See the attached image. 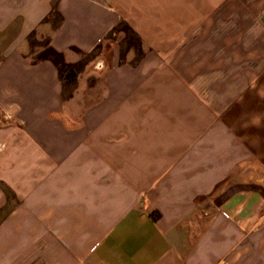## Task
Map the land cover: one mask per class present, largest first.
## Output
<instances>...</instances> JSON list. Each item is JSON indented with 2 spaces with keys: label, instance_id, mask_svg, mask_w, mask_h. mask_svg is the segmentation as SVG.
<instances>
[{
  "label": "crops",
  "instance_id": "0c3cea01",
  "mask_svg": "<svg viewBox=\"0 0 264 264\" xmlns=\"http://www.w3.org/2000/svg\"><path fill=\"white\" fill-rule=\"evenodd\" d=\"M0 145V264H264V0H0Z\"/></svg>",
  "mask_w": 264,
  "mask_h": 264
},
{
  "label": "rangeland",
  "instance_id": "374dc122",
  "mask_svg": "<svg viewBox=\"0 0 264 264\" xmlns=\"http://www.w3.org/2000/svg\"><path fill=\"white\" fill-rule=\"evenodd\" d=\"M114 37H116V35H114ZM43 40L44 39H40V37H38V36H33L32 38H31V53L33 54V56H37L40 52H42L43 51V49H42V47H41V44H43ZM110 48V47H109ZM44 53H47V52H45V51H43ZM104 52H109V50L108 49H104ZM91 58H92V56L91 55H87V56H82V55H79V67H78V69L79 68H82L84 65H86V64H89L88 66H87V70H86V75L84 76H82L81 78H83V81L85 82V83H88V80L90 79V80H92V82H94L96 79H97V77H95L96 76V74L97 73H95L94 71L96 70L95 69V66H96V62H94V61H91ZM97 68V67H96ZM98 69V68H97ZM100 69V68H99ZM62 70H63V68H62ZM65 70H63V72H64ZM81 71V70H80ZM62 72V71H61ZM63 75H64V77L65 78H67V80L68 81H72V79H69L68 77H67V73L66 72H64L63 73ZM87 97V96H86ZM2 147V146H1ZM0 147V148H1Z\"/></svg>",
  "mask_w": 264,
  "mask_h": 264
},
{
  "label": "trees",
  "instance_id": "16d2710c",
  "mask_svg": "<svg viewBox=\"0 0 264 264\" xmlns=\"http://www.w3.org/2000/svg\"><path fill=\"white\" fill-rule=\"evenodd\" d=\"M49 51L52 53V55L54 56V60L56 61V63L58 64V65H60L59 67L60 68H63L62 67V62L60 61V60H57L56 59V57H59V55L55 52V51H53L52 49H49ZM65 71H66V73H67V77L69 78V79H74L75 78V75H76V73H75V70H74V68L72 67V66H68L66 69H65Z\"/></svg>",
  "mask_w": 264,
  "mask_h": 264
},
{
  "label": "built area",
  "instance_id": "2783aa9c",
  "mask_svg": "<svg viewBox=\"0 0 264 264\" xmlns=\"http://www.w3.org/2000/svg\"><path fill=\"white\" fill-rule=\"evenodd\" d=\"M0 147H1V145H0Z\"/></svg>",
  "mask_w": 264,
  "mask_h": 264
}]
</instances>
